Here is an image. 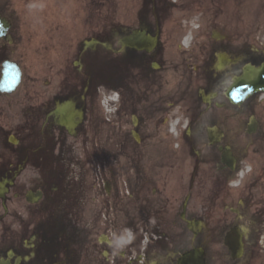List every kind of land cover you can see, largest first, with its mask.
Masks as SVG:
<instances>
[{
	"label": "flooded vegetation",
	"instance_id": "af4514ba",
	"mask_svg": "<svg viewBox=\"0 0 264 264\" xmlns=\"http://www.w3.org/2000/svg\"><path fill=\"white\" fill-rule=\"evenodd\" d=\"M263 60L264 0H0V264H264Z\"/></svg>",
	"mask_w": 264,
	"mask_h": 264
}]
</instances>
